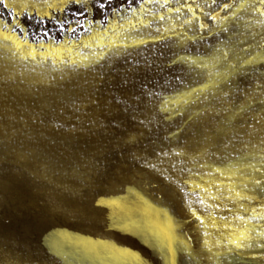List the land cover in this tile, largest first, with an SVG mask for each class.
Instances as JSON below:
<instances>
[{"label": "rangeland", "instance_id": "1", "mask_svg": "<svg viewBox=\"0 0 264 264\" xmlns=\"http://www.w3.org/2000/svg\"><path fill=\"white\" fill-rule=\"evenodd\" d=\"M7 19V12L0 7V22ZM18 19L24 27L33 29L34 20L30 23L27 17ZM247 23L245 19L233 22L232 35L224 34L220 40L242 41V34L249 31ZM113 39L119 38L108 34L101 43L107 45ZM168 43L173 51L183 47L175 37ZM209 44L217 46L211 39ZM103 50L93 41L91 48L79 47L72 54L65 53L64 58L80 65L76 69L64 64L18 63L0 54V215L4 219L0 264H131V257L119 253L122 248L139 253L144 264H167L164 249L152 236L153 229L163 222L161 209L179 224L177 235L181 241L185 236L192 237L188 244L195 251L192 259L185 256L182 264H217L215 257L209 259L212 253L203 245L205 229L190 218L184 194L159 174L158 170L169 168L172 158L161 161L156 154L161 149L182 153L175 162L191 173L186 171L180 180L197 171L204 174L216 167L232 169L247 162L244 154L264 136V120L256 123L257 131L252 132L242 118H235L239 116L235 109L225 112L211 100L170 104L168 114L171 116L174 108L184 113L183 119L171 116L164 121L163 114L146 101L137 110V102L129 97L139 93L140 82L145 78L156 82L154 77L160 78L169 69L147 46L132 50L133 56L140 59L139 64L108 50L106 59L95 68L84 67L89 61L83 57L95 60L92 54ZM210 52L211 49L207 54ZM145 60L154 63L146 66ZM101 71L105 83L98 93L100 102L89 105L88 94L92 93L93 98L97 95L91 82ZM124 79L129 81L127 86H121ZM197 79L195 73L186 74L188 82ZM233 79L244 86L243 76ZM209 93L219 95L215 89ZM166 95L179 99L174 93ZM113 97L120 102L113 101ZM243 102V98L233 101L236 108ZM209 104H213L218 116L204 113ZM139 120L145 123H137ZM88 128L92 135L85 132L82 136L81 132ZM129 137H135V143H129ZM245 144L249 146L246 148ZM146 162L156 168L147 167ZM201 164L207 167L201 168ZM214 176L228 179L227 173ZM192 178L197 183L208 181L206 175L203 181L195 175ZM227 187L223 186L225 195ZM97 191L107 194L106 198L119 197L122 203L85 213L83 204L90 203ZM193 206L207 223L204 208ZM234 210L243 212L238 204ZM225 214L223 207L217 210L218 216ZM109 222L117 227H111ZM207 231L211 247L219 237L215 229L208 227ZM197 254L203 258L198 259ZM219 264L234 261L231 255H223ZM239 264H261V259L246 256Z\"/></svg>", "mask_w": 264, "mask_h": 264}, {"label": "snow or ice", "instance_id": "2", "mask_svg": "<svg viewBox=\"0 0 264 264\" xmlns=\"http://www.w3.org/2000/svg\"><path fill=\"white\" fill-rule=\"evenodd\" d=\"M0 7L9 18L0 22V54L10 60L35 65L64 64L76 69L80 67L77 61L64 58V54H71L79 47L91 48L94 41L104 50L92 54L95 60L83 57L84 61H89L84 67L95 68L106 59L108 50L116 57L124 55L133 64H139L141 61L138 56H133L132 50L147 46L152 55L163 61L169 72L165 74L163 83L150 82L147 78L140 82L139 93L129 97L137 102V110L146 101L163 114L164 121L171 116L183 119L184 113L174 108L171 116L168 114L170 104H201L211 100L225 112L235 109L239 113V116L233 113L235 118H242L252 132L257 131L255 124L264 120V0H0ZM18 17H27L30 23L34 20L33 29L24 27ZM241 19L248 22L249 31L242 34L245 38L239 42L220 40L224 34L231 36V25ZM108 34L119 39L103 45L101 39ZM173 37L183 44L179 50L173 51L168 43ZM209 39L217 46L210 45ZM209 49L211 52L207 54ZM144 63L147 66L154 61L145 60ZM189 73H195L199 79L186 81ZM241 76L243 87L233 79ZM104 83L105 74L98 72L90 85L97 95L93 98L92 93L88 94L89 105L100 102L98 93ZM128 83L124 79L121 86ZM177 89L182 91L177 92ZM210 89H215L219 95L210 96ZM168 93L177 95L178 101L172 100L166 95ZM241 98L244 102L236 108L233 101ZM112 99L120 102L118 97ZM253 105L257 107L253 108ZM75 110L79 112L80 108ZM204 113L219 115L213 104H209ZM248 113L253 114L249 116ZM137 123L143 125L145 121ZM85 132L92 135L91 128L82 131L81 135ZM128 142L135 143V137H129ZM251 149L244 154L247 162H240L232 169L216 167L204 174L197 171L183 180L179 176L186 171L191 173V170L176 164L175 158L181 156V152L161 149L156 154L157 160L172 158L169 168L158 170L159 174L169 183L176 184L184 194L190 218L205 229L203 245L212 253L209 259L215 257L217 264L223 255H231L234 264H239L240 259L246 256L259 257L264 264V136L258 144H251ZM146 166L156 168L155 164L147 162ZM200 167L207 165L201 164ZM214 173L220 176L227 173L228 179L216 178ZM192 175L201 177L202 181L206 175L208 181L197 183ZM225 184L228 186L227 195L224 194ZM237 185L242 186L241 190ZM106 195L97 191L90 203L83 204V211L88 213L104 206L115 208L122 203L119 197L106 198ZM189 196L194 199H189ZM234 201L243 212L234 210L237 207ZM193 205L203 207L208 213L207 223L205 216L199 214ZM222 207L226 214L218 216L217 210ZM159 216L163 222L153 229L152 236L164 249L167 264H182L185 256L192 259L195 249L188 244L192 237L179 239V224L167 210L161 209ZM109 223L111 227H117ZM208 227L215 229L219 237L211 247L207 239L210 235ZM3 228L4 219L0 215V238L4 237ZM213 249L217 251L213 252ZM118 251L131 257V264H144L139 253L128 248ZM197 258L203 257L197 254Z\"/></svg>", "mask_w": 264, "mask_h": 264}, {"label": "bare ground", "instance_id": "3", "mask_svg": "<svg viewBox=\"0 0 264 264\" xmlns=\"http://www.w3.org/2000/svg\"><path fill=\"white\" fill-rule=\"evenodd\" d=\"M103 40V37L101 39V41ZM69 54V53H68ZM72 54V53H71ZM74 56V55H73ZM153 78V77H152ZM152 78H149V79H152ZM164 78H165V75L161 76L160 78H156L154 77V79H156V82H163L164 81ZM11 98V97H10ZM3 103V102H2ZM22 155V154H21ZM237 165V164H236ZM229 169V168H228ZM231 169V168H230ZM225 176V175H224Z\"/></svg>", "mask_w": 264, "mask_h": 264}]
</instances>
